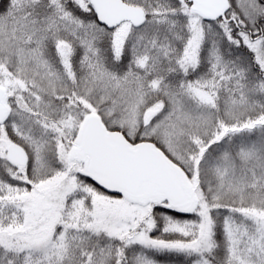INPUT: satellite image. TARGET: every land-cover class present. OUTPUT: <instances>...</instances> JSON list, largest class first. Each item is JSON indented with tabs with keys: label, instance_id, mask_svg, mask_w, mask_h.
Segmentation results:
<instances>
[{
	"label": "snow or ice",
	"instance_id": "1",
	"mask_svg": "<svg viewBox=\"0 0 264 264\" xmlns=\"http://www.w3.org/2000/svg\"><path fill=\"white\" fill-rule=\"evenodd\" d=\"M0 264H264V0H0Z\"/></svg>",
	"mask_w": 264,
	"mask_h": 264
}]
</instances>
